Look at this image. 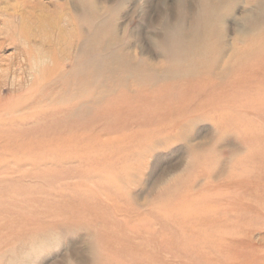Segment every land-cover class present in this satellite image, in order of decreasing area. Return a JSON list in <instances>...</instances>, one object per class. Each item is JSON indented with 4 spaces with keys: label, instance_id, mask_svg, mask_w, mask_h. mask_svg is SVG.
I'll return each instance as SVG.
<instances>
[{
    "label": "rangeland",
    "instance_id": "374dc122",
    "mask_svg": "<svg viewBox=\"0 0 264 264\" xmlns=\"http://www.w3.org/2000/svg\"><path fill=\"white\" fill-rule=\"evenodd\" d=\"M208 14L225 57L264 30V0H0V264H264V223L237 226L239 199L220 194L256 131L264 142V104L230 74L161 68L167 29L187 40ZM89 35L103 61L87 77ZM263 62L241 63L242 88L264 82Z\"/></svg>",
    "mask_w": 264,
    "mask_h": 264
},
{
    "label": "bare ground",
    "instance_id": "6f19581e",
    "mask_svg": "<svg viewBox=\"0 0 264 264\" xmlns=\"http://www.w3.org/2000/svg\"><path fill=\"white\" fill-rule=\"evenodd\" d=\"M86 6H87V12L82 16V18L85 21V23L87 24L86 31H88V34L91 35V3L87 2ZM204 6L205 5L203 4L202 9L204 8ZM206 10H207V8L205 7L204 8V12ZM209 10L212 11V12L214 11V10H211V9H209ZM213 19H214V14H208V15H205L204 17H200L199 19H197L196 20V27L191 32V34H190V36H189V38L187 40H184L182 38L181 29L180 28H176V29H174V31L167 29L166 36H165V38H164V40H163V42L161 44L163 46L162 51L165 54V56L166 55L168 56V59H170L169 61L171 62V64L169 66H167V67H166L167 64L165 65V67H161L162 70L164 71L167 68V71L183 72V73H186V75H189L191 73H193V74L197 73L196 70L199 67L204 66V67H206V69H208V71H212V72L216 71L219 75H221L219 77H222V76H224L226 74H230L231 82L234 84L233 87H232L234 92H236L237 89L239 90V87H240L241 88L240 90L244 92V96L243 97L246 96L245 100H244V103L245 104H252L253 106H255L256 109L263 110L261 105L264 104V96H262V97L259 96L258 97L256 94L264 92V82L262 83V80H260L258 82L252 83L250 88H248V87L247 88H242L239 84L241 83V81L244 80V78H243V73L239 72V71H240V68H241V63H244L245 60L247 58H249L252 54H254V53H256L258 55H263L264 54V48L263 47H259L262 43H264V39H263L264 38V30H262L258 34V36L254 35V33H252L250 36L247 35L248 37L245 38L247 40L245 45L243 47H237V45H234L233 50L231 51V53H232L231 56L225 57L226 54H224L223 51L218 46L219 45V42H218L219 35L214 32L215 20H213ZM97 30H98V28H97ZM213 34H215L216 36L213 35ZM90 35L89 36H84V37H86V39L83 41V46L81 48V50L83 49V52H86V54H87L86 57L87 58L84 61L82 60L83 62H81V63H79V64H77L75 66V68L77 69L78 73H81V74H83L84 76H87V77H88V75H91V68H90L91 67V62L94 63L95 65H98V63H100L101 60L103 59V58L101 59L100 57H96V56H95V58L91 59V39H89ZM5 36H7V33H6ZM2 44H4L3 40L0 41V45H2ZM261 49H263V50H261ZM20 53H21V55L23 54L24 56L28 55V59L30 61V56L27 53L26 49L20 50ZM99 54H101V53H99ZM244 54H246V56L245 57H241ZM118 57H119V55H117V57H116L115 54H114L110 58L111 59H117ZM26 58H27V56H25V60H27ZM255 59H257V58H255ZM110 62H111V60H110ZM114 62H116V60ZM258 62H259L258 60L255 63L254 62H250L248 65L249 66L250 65L254 66ZM17 65H18V67H21L22 66V62L18 61ZM263 65H264V62H263ZM94 67L95 66L93 65V68ZM104 68H105V66H104ZM124 68H125V71L127 73H131V74L134 73L135 71L139 72V73H144V72H148L151 69L155 70V68H152L151 66H148L147 64L138 63V64L135 65L132 62H128L125 65ZM234 70H235V72H234ZM97 71H98V69H95L93 74L94 75L97 74ZM17 73H18V70H17ZM125 86H126V83H125ZM227 91H228V89L221 90L220 95L222 97H227L226 96L227 95ZM144 93H146V92H144ZM181 93H182V91H181ZM85 95L86 96H82V95L75 96V97H73L71 99L70 102H64L63 104H66L67 107H69L70 105H72L74 107V106H77V105H79V104H81V103H83L85 101L88 102L90 100L91 96H90V94L88 92ZM148 96H150V95H148ZM21 98L22 97H20V99ZM148 98H150V97H148ZM25 99L26 98H24V100ZM34 99H36V97H34ZM29 100H27V102ZM21 101H19V102H21ZM181 101H179V102H181ZM179 102H178V104H179ZM14 103H16V101H14ZM58 103H60V102H58ZM239 103H241L240 98H239ZM5 104H7V103H5ZM136 105H139V104H136ZM228 105H230V104H228ZM61 106H62V108L65 107L64 105H61ZM1 107H2V105H1ZM37 109H40V108H37ZM37 109H35V110H37ZM42 109L44 110V108H42ZM4 110H5V108H4ZM244 111H245V109H244ZM2 112H3V110H2ZM13 113H14V111H13ZM36 113H38V112H36ZM174 113H176V112H174ZM25 114H27V112ZM34 114L35 113H33V115ZM22 115H21V117L23 119L24 115L23 116ZM30 115H32V114H29V116ZM38 115H39V113H38ZM6 116L9 117L8 115H6ZM50 116H54V115H50ZM15 117H20V116H15ZM176 119H177V117H176ZM21 120H20V122H23V120L22 121ZM0 122H3V121H0ZM4 122H6V121H4ZM249 123H248V125H249ZM10 124L12 125V123H10ZM257 124H259V123H256V125ZM252 125H251V127L255 126V125L254 126H252ZM257 127H254V129L257 128ZM235 128H236V126H235ZM257 130H258V128H257ZM259 131H261V130H259ZM259 131H256V134H254L256 137L252 141L253 148H251L249 146L251 148V150H253L251 152V154L249 153V155L247 154V156H245V157L242 156V157L236 158L237 160H233L232 166H233V169H234L233 171L234 172L229 175V179H228L229 182H231V183L234 182L233 187L232 188H226V189L222 188V190H220L221 191L220 194H222V196H225L226 194H228V192H230V193L234 192V195L236 197L235 196H232V197H235V200L239 199V202L237 204V209H238L237 211H239V213H238V215L235 214V216L233 218H234V222L237 223V226H241V227H244V228H246L247 226H249V225H251L253 223H254V225L255 224L264 223V199L261 197V195L264 193V142L261 143L259 138L257 137V135L261 136V135H259L260 134ZM145 135H146V132H145ZM247 135H248V133H247ZM37 145H38V143H37ZM78 148H79V146H78ZM24 151L25 150L21 151L22 154L24 153ZM247 151L249 152V150H247ZM24 154H28V153L25 152ZM51 155H52V153H51ZM60 158H61V155H60ZM63 158H65V156H63ZM14 159H16V158H14ZM40 161H42V160H40ZM187 190L188 189H186L183 193H180L181 194L180 196L185 197ZM216 195H217V193H216ZM243 201H245V202H243ZM164 202L165 201H163V206H165ZM169 204H170V201H169ZM222 205L223 206L225 205V201H223ZM188 206H189V209L192 210L191 208H193V206H190V205H188ZM173 210H174L173 212L175 213L176 212V208L173 209ZM188 211L189 210H186V212H187L186 214H188ZM180 213H182V212H180ZM178 214H179V212H178ZM197 214H201V213H197ZM200 217H204V216H200ZM143 218L147 219V217H143ZM154 219H155V217H154ZM124 234H123V236H124ZM120 235H117V236H120ZM127 237H128V235H127ZM111 242L113 243V241H111ZM116 248H117V246H116ZM112 253H114V252L112 251ZM116 255H118V254H116ZM113 258H114V256L112 257V259Z\"/></svg>",
    "mask_w": 264,
    "mask_h": 264
}]
</instances>
